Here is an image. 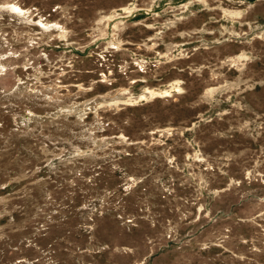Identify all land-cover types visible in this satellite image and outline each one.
<instances>
[{
	"label": "rangeland",
	"instance_id": "374dc122",
	"mask_svg": "<svg viewBox=\"0 0 264 264\" xmlns=\"http://www.w3.org/2000/svg\"><path fill=\"white\" fill-rule=\"evenodd\" d=\"M0 264H264V0H0Z\"/></svg>",
	"mask_w": 264,
	"mask_h": 264
},
{
	"label": "bare ground",
	"instance_id": "6f19581e",
	"mask_svg": "<svg viewBox=\"0 0 264 264\" xmlns=\"http://www.w3.org/2000/svg\"><path fill=\"white\" fill-rule=\"evenodd\" d=\"M237 15H240V14H237ZM176 86V85H175ZM176 88H178L177 86L176 87H174V86H172V87H170V88H167V89H164V90H162V91H158V92H153L151 95H153V97H162L163 95H164V93H166L168 90H170V89H176ZM179 91H180V88H179ZM168 93V92H167ZM166 93V94H167ZM170 93V92H169ZM144 96V95H143ZM143 96H141L140 98H143Z\"/></svg>",
	"mask_w": 264,
	"mask_h": 264
},
{
	"label": "snow or ice",
	"instance_id": "6c2138e0",
	"mask_svg": "<svg viewBox=\"0 0 264 264\" xmlns=\"http://www.w3.org/2000/svg\"><path fill=\"white\" fill-rule=\"evenodd\" d=\"M17 11H18V9H17Z\"/></svg>",
	"mask_w": 264,
	"mask_h": 264
}]
</instances>
